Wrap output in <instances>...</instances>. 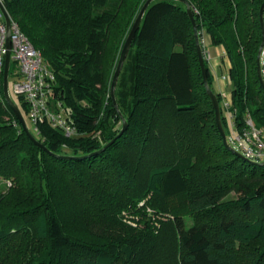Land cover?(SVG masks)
<instances>
[{"label":"trees","instance_id":"1","mask_svg":"<svg viewBox=\"0 0 264 264\" xmlns=\"http://www.w3.org/2000/svg\"><path fill=\"white\" fill-rule=\"evenodd\" d=\"M145 1L3 0L54 75L51 103L61 102L78 134L38 123L35 137L48 151L34 144L0 78V264H235L236 245L248 246L246 264H264V166L223 143L183 2L148 5L115 88L126 128L97 152L122 128L110 86ZM187 1L199 37L205 30L229 57L237 127L247 110L264 127L256 75L264 0ZM15 71L11 60L12 81ZM147 195L172 218L157 233L122 226L118 212ZM108 219L117 229L83 234Z\"/></svg>","mask_w":264,"mask_h":264},{"label":"built area","instance_id":"2","mask_svg":"<svg viewBox=\"0 0 264 264\" xmlns=\"http://www.w3.org/2000/svg\"><path fill=\"white\" fill-rule=\"evenodd\" d=\"M3 4V0H0ZM4 5V4H3ZM10 17V16H9ZM10 55L16 64L12 89L23 98L27 105V119L37 133L38 123H47L61 131L66 137L78 134L76 128L68 120L64 106L60 101L51 103L54 75L41 53L30 43L20 30L16 21L10 17ZM6 53V25L0 12V78L3 75L4 57ZM260 71L264 78V47L260 54ZM220 110L226 120L227 139L246 159L259 163L264 161V127L257 126L251 113L244 114L243 124L237 127L236 109L229 100H221Z\"/></svg>","mask_w":264,"mask_h":264},{"label":"water","instance_id":"3","mask_svg":"<svg viewBox=\"0 0 264 264\" xmlns=\"http://www.w3.org/2000/svg\"><path fill=\"white\" fill-rule=\"evenodd\" d=\"M152 1L153 0H146L144 2V4L142 5L141 9L139 10V12H138L133 24H132V27H131V29H130V31H129L126 39H125V42L122 46L120 57H119L116 69L114 71V74H113V78H112V82H111V86H110V97L112 99V103H113L116 111L119 114H120V111H119V108H118V105L116 102V98H115V88H116L117 80H118L120 71L122 69V66L126 60L127 55H128L129 49L131 47V42H132V39L134 37V34L137 31V29L139 28L140 22L142 20V17L144 15L148 5ZM178 1H181L185 4L187 15H188V17L191 21V24H192L193 34H194V38H195V45H196V50H197V55H198V62H199V66H200L202 78H203V84H204L206 93L208 94V96L212 102L213 109L215 112V122H216V125L218 128V131L222 137L223 143L225 146H227L229 149H231L235 154H237L241 158H243L249 162H252V161L246 159L239 151H237L234 147H232V145L229 143V141L227 139V135H226V132L223 128L222 121H221L219 101H218L217 95H216V93L213 92V90L210 88V86L208 84L207 75H206V68H205V60L203 57L202 46H201V41H200V37H199V31H198V28H197V25L195 22L193 9L187 0H178ZM0 12L2 13L4 22L6 25V53H5V57H4V66H3V75H2V87H3L4 98H5L6 102L8 103V105L10 106V108L12 109L15 117L19 121V123H20L23 131L26 133V135L33 141L34 144H36L37 146L48 151L47 147L44 146L42 144V142H40L30 132V130L26 124V121H25L22 113L20 112L18 106L16 105V103H14V101L10 97V94L8 91L9 67H10V62H11L10 37H9V34H10V17H9V15H8V13H7L5 7L2 3H0ZM259 24H260V30H261V41H260V44H259V47L257 50V55H256V75H257V78H258V81H259V84H260L262 90H264V78H262L261 71H260V54L262 51V47H264V2L261 3L260 8H259ZM121 117H122V115H121ZM126 125H127L126 120L122 117V128L120 129V132L116 135V137L114 139H112L110 142H108L106 145H104V147H102L97 152L104 150L117 137H119L122 134V132L125 130ZM252 163L256 164L258 166H264V161L259 162V163H255V162H252Z\"/></svg>","mask_w":264,"mask_h":264},{"label":"rangeland","instance_id":"4","mask_svg":"<svg viewBox=\"0 0 264 264\" xmlns=\"http://www.w3.org/2000/svg\"><path fill=\"white\" fill-rule=\"evenodd\" d=\"M202 46V44H201ZM203 52V50H202ZM204 52H203V57H204ZM205 58V57H204ZM205 60V59H204ZM119 78V77H118ZM8 91L10 94L11 99L14 102H17V97L16 94L13 92L12 89V77L11 74L9 76L8 80ZM232 102V97L231 100ZM221 100L219 101L220 105ZM17 104V103H16ZM220 108V106H219ZM221 113V110H220ZM26 123L28 125V128H30L32 134L36 136V132L34 131L33 127L31 126L29 120L27 119V116H25ZM227 122V118H226ZM227 124V123H226ZM2 187V184L0 183V188ZM117 221L121 223L122 226L125 228H131V229H144L145 227H150V229L154 232L157 233L161 227L162 224L167 221V219L172 218V215L167 212V211H162L155 209L153 206L150 204V195H147L145 199H142L135 208L129 207L127 208H122L117 216ZM192 218L191 217H186L185 221L187 226L192 224ZM118 223L108 219L104 221L103 223H95L93 225H90L89 227L85 228L83 230V234L88 235V236H93L96 238H102L104 233H105V228L102 226H105L110 229H117L116 225ZM254 246V244H252ZM248 249V246H238L236 245L234 255H235V264H246V261L244 259V253L245 250ZM250 255V254H249ZM248 255V256H249Z\"/></svg>","mask_w":264,"mask_h":264},{"label":"crops","instance_id":"5","mask_svg":"<svg viewBox=\"0 0 264 264\" xmlns=\"http://www.w3.org/2000/svg\"><path fill=\"white\" fill-rule=\"evenodd\" d=\"M200 36L204 59L212 77V88L220 95V100H231L232 82L228 79L231 63L227 52L222 44H213L205 30Z\"/></svg>","mask_w":264,"mask_h":264}]
</instances>
